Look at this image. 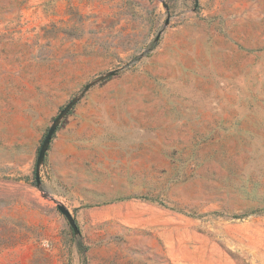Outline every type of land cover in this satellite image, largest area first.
Here are the masks:
<instances>
[{
	"label": "rangeland",
	"instance_id": "374dc122",
	"mask_svg": "<svg viewBox=\"0 0 264 264\" xmlns=\"http://www.w3.org/2000/svg\"><path fill=\"white\" fill-rule=\"evenodd\" d=\"M0 264H264V0H0Z\"/></svg>",
	"mask_w": 264,
	"mask_h": 264
},
{
	"label": "water",
	"instance_id": "95a60500",
	"mask_svg": "<svg viewBox=\"0 0 264 264\" xmlns=\"http://www.w3.org/2000/svg\"><path fill=\"white\" fill-rule=\"evenodd\" d=\"M54 129H55V128L53 127V128H51V129L49 130V133H48V135H47L46 138H45V141H44V145H43V146H45V145L49 142V140H50V138H51V135H52ZM44 153H45L44 148H42V149L40 150V152H39V160H41V159L43 158ZM59 208H60V210H61L64 214H66L68 217L71 216V213H70V211H69L68 209H66V208L63 207V206H60ZM73 225H74V223H73Z\"/></svg>",
	"mask_w": 264,
	"mask_h": 264
}]
</instances>
